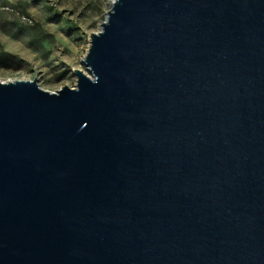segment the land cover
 I'll list each match as a JSON object with an SVG mask.
<instances>
[{
	"label": "water",
	"instance_id": "1",
	"mask_svg": "<svg viewBox=\"0 0 264 264\" xmlns=\"http://www.w3.org/2000/svg\"><path fill=\"white\" fill-rule=\"evenodd\" d=\"M81 61L0 80V264H264V0H111Z\"/></svg>",
	"mask_w": 264,
	"mask_h": 264
},
{
	"label": "rangeland",
	"instance_id": "2",
	"mask_svg": "<svg viewBox=\"0 0 264 264\" xmlns=\"http://www.w3.org/2000/svg\"><path fill=\"white\" fill-rule=\"evenodd\" d=\"M111 0H0V80L34 79L46 90L74 86L90 33Z\"/></svg>",
	"mask_w": 264,
	"mask_h": 264
}]
</instances>
